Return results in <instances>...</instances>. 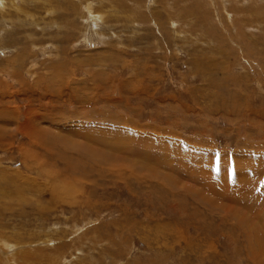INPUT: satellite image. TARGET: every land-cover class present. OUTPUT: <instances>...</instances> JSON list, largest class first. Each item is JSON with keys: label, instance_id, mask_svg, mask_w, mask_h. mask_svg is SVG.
<instances>
[{"label": "rangeland", "instance_id": "1", "mask_svg": "<svg viewBox=\"0 0 264 264\" xmlns=\"http://www.w3.org/2000/svg\"><path fill=\"white\" fill-rule=\"evenodd\" d=\"M0 241L264 264V0H0Z\"/></svg>", "mask_w": 264, "mask_h": 264}, {"label": "bare ground", "instance_id": "2", "mask_svg": "<svg viewBox=\"0 0 264 264\" xmlns=\"http://www.w3.org/2000/svg\"><path fill=\"white\" fill-rule=\"evenodd\" d=\"M91 15H92V14H91ZM97 17H98V16H97ZM94 18H95V17H94ZM94 18H93V19H94ZM92 21H93V20H92ZM64 147H65V146H64ZM65 148H66V147H65ZM3 239H4V238H3ZM3 239H2V240H3ZM0 242L3 243V244H5L3 241H0ZM6 242H7V241H6ZM9 242H10V241H9ZM15 243H16V242H15ZM8 244H11V246H12V243H8ZM6 245H7V244H6ZM7 247H8V246H7ZM12 247H13V246H12Z\"/></svg>", "mask_w": 264, "mask_h": 264}]
</instances>
